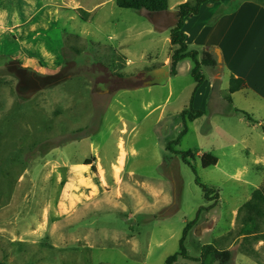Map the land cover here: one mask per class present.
<instances>
[{
    "label": "rangeland",
    "instance_id": "obj_1",
    "mask_svg": "<svg viewBox=\"0 0 264 264\" xmlns=\"http://www.w3.org/2000/svg\"><path fill=\"white\" fill-rule=\"evenodd\" d=\"M134 13L115 0H0V264H167L202 205L191 256L234 243L230 264H264V241L245 258L236 236L238 210L264 180L244 149L245 118L213 112L174 143L195 79L184 69L167 105L168 87L147 103L155 79L133 58L149 61L157 46L133 31L144 26ZM175 150L195 152L216 202ZM199 150L218 164L204 168Z\"/></svg>",
    "mask_w": 264,
    "mask_h": 264
},
{
    "label": "crops",
    "instance_id": "obj_2",
    "mask_svg": "<svg viewBox=\"0 0 264 264\" xmlns=\"http://www.w3.org/2000/svg\"><path fill=\"white\" fill-rule=\"evenodd\" d=\"M186 1L188 0H169V9L165 11L142 9L134 13L141 18L144 26L140 27L133 23V31H137L139 36L147 33L151 36L150 41L157 46V53L151 55L149 61L139 62L133 58V66L142 63L140 73L155 79L154 82L144 85L147 89L145 95L147 96V93L152 95L151 99H147V103L155 104L152 94L155 87H168V96L164 103L167 105L174 94V78L184 69L191 74L195 66L191 58H185L179 63V73L176 75L171 73L170 31L177 22V6ZM101 3L95 4L88 10H98ZM80 6H82L80 2L72 3L75 15H77L75 10ZM184 31L189 49L199 52L200 61L205 56V52H210L218 63L213 67L202 65L205 80L197 87L194 94L196 81L192 83L194 88L190 102L192 99L193 108L205 111L203 116L213 112L219 114L233 112L243 115L246 120V130L243 132L244 149L247 151L253 169L261 173V178L264 179V0L206 2L201 6L199 14L185 19ZM161 42L163 48L164 46L166 48L162 53L158 50V43ZM145 58L147 55L143 54L142 59ZM186 62L188 65L184 68L183 65ZM232 77L240 78L241 82L237 90L231 94L229 88ZM134 89L140 92L139 88ZM229 97L232 99L231 102ZM143 100H145L144 96L142 102ZM213 100L217 104L214 109H212ZM190 102L182 109L189 108ZM159 104L163 105V103L157 105ZM225 104H230L232 109L227 110ZM194 121L188 120L187 134L190 131V124ZM235 145L233 143V146ZM199 154L201 157L204 151L199 150ZM233 247L234 243L227 249ZM258 248L257 245L255 249L260 254L261 251ZM242 253L243 257L249 258L243 252V246Z\"/></svg>",
    "mask_w": 264,
    "mask_h": 264
},
{
    "label": "trees",
    "instance_id": "obj_3",
    "mask_svg": "<svg viewBox=\"0 0 264 264\" xmlns=\"http://www.w3.org/2000/svg\"><path fill=\"white\" fill-rule=\"evenodd\" d=\"M219 0H188L177 6L176 16L177 22L170 31L171 45L173 47V53L171 56V73L176 75L179 73V63L185 58H191L195 62V66L191 71V75L196 81V86L193 91L195 93L197 87L205 80V75L202 70V65L217 66L216 59L210 52H205V56L200 61L198 59L199 52L197 50H190L186 42V35L184 31V23L187 17H192L199 14L201 6L206 2H213ZM116 5L122 9L142 10L149 11H165L169 9V0H115ZM83 19L84 14L87 13L84 9H78ZM64 80V79H61ZM241 79L232 77L230 81V93H234L240 84ZM229 101L232 99L229 97ZM205 114L203 110H197L193 108L192 99L190 106L182 111L183 129L178 137L173 141L176 144L181 142V139L188 132L187 121H194ZM171 144L168 145L169 149ZM172 150V149H171ZM175 153L181 155L182 160L189 165L196 174V182L203 189L205 198L208 200H216L219 198V191L214 187H209L203 183L198 176L196 168L193 166L190 158L195 157V152L192 150L179 151L175 150ZM218 157L205 152L201 156V163L204 168L215 166L218 164ZM209 207L204 205L200 206L194 219L188 221L183 229L182 236L179 241V250L170 255L166 263L173 264L180 257L184 259H191L201 262V264H230L232 260V251L227 248H220L216 243H207L202 247V251L199 257H193L189 254L186 247V239L190 230L197 224L201 212ZM236 236L243 237V252L249 256H258L259 251L253 247V243L257 241H264V181L255 188L251 197L244 202L239 210L237 216Z\"/></svg>",
    "mask_w": 264,
    "mask_h": 264
}]
</instances>
